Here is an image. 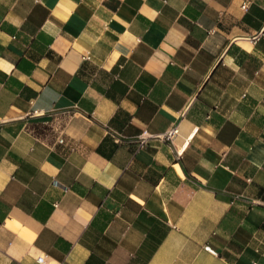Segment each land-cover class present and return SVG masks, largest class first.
<instances>
[{
	"label": "crops",
	"instance_id": "crops-1",
	"mask_svg": "<svg viewBox=\"0 0 264 264\" xmlns=\"http://www.w3.org/2000/svg\"><path fill=\"white\" fill-rule=\"evenodd\" d=\"M0 264H264V0H0Z\"/></svg>",
	"mask_w": 264,
	"mask_h": 264
},
{
	"label": "built area",
	"instance_id": "built-area-1",
	"mask_svg": "<svg viewBox=\"0 0 264 264\" xmlns=\"http://www.w3.org/2000/svg\"><path fill=\"white\" fill-rule=\"evenodd\" d=\"M242 8L243 9L246 8V4H243ZM179 125H180V118H178L167 130H165L161 134L152 135V134H149L147 131H143L138 137L139 146L141 148H143L150 139H156V140H159L161 142L168 143L174 147V140L179 134ZM182 150H183V148H181V149L174 148V151H175V154L177 157L181 156ZM38 261L41 262L42 257L38 258Z\"/></svg>",
	"mask_w": 264,
	"mask_h": 264
}]
</instances>
